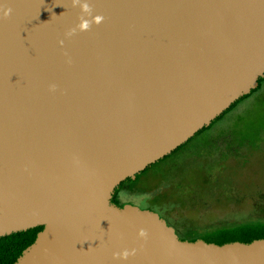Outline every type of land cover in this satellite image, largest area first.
Listing matches in <instances>:
<instances>
[{
	"label": "water",
	"instance_id": "water-1",
	"mask_svg": "<svg viewBox=\"0 0 264 264\" xmlns=\"http://www.w3.org/2000/svg\"><path fill=\"white\" fill-rule=\"evenodd\" d=\"M87 2L69 37L71 0H0V238L42 227L14 264H264L112 201L259 86L264 0Z\"/></svg>",
	"mask_w": 264,
	"mask_h": 264
},
{
	"label": "rangeland",
	"instance_id": "rangeland-1",
	"mask_svg": "<svg viewBox=\"0 0 264 264\" xmlns=\"http://www.w3.org/2000/svg\"><path fill=\"white\" fill-rule=\"evenodd\" d=\"M117 198L157 212L185 240L264 223V82Z\"/></svg>",
	"mask_w": 264,
	"mask_h": 264
},
{
	"label": "trees",
	"instance_id": "trees-1",
	"mask_svg": "<svg viewBox=\"0 0 264 264\" xmlns=\"http://www.w3.org/2000/svg\"><path fill=\"white\" fill-rule=\"evenodd\" d=\"M264 82V78L259 80V86L253 90L249 95L241 98L238 102L233 104L229 110H227L222 116H220L217 120H215L209 127L204 128L200 131L197 135L203 133L204 131L210 129L214 123L221 120V118L232 110L238 103L242 102L243 100L250 97L253 93L260 90L261 85ZM195 136V137H196ZM193 140V138L191 139ZM191 140H189L185 145L178 148L175 152L171 155L165 157L164 159L160 160L159 162L153 164L152 166L148 167L145 171H143L140 175H137L135 180H127L123 182L120 187L115 191L113 195L112 201L115 204L119 205L118 201V194L120 190L125 186L134 181L145 174L147 171L157 167L160 163L167 161L171 158L175 153L180 151L184 148ZM121 204L119 206H122ZM42 230V227L34 228L25 232H20L16 234H12L11 236L0 238V264H14L17 258L22 254V252L29 247L36 239V236L39 231ZM201 239L205 240L206 242L215 243L218 245L230 243V242H242V243H249L253 240L257 239H264V223L253 224V225H240L232 228H224L212 231L200 237ZM197 238L191 239L190 241H195Z\"/></svg>",
	"mask_w": 264,
	"mask_h": 264
},
{
	"label": "clouds",
	"instance_id": "clouds-1",
	"mask_svg": "<svg viewBox=\"0 0 264 264\" xmlns=\"http://www.w3.org/2000/svg\"><path fill=\"white\" fill-rule=\"evenodd\" d=\"M72 2V6L76 7L79 6L80 9V13L81 15H79L77 17L78 19V23L68 29V31L65 33L66 36H72L74 34L77 33V31L80 32H84V31H88L91 27V25L95 24V25H99L100 23L103 22L104 17L102 15H95L92 16V7L91 5L87 2V0H84V2H82V0H71ZM12 9L11 8H4L3 9V18L7 19L11 13ZM86 17H91V19H87ZM58 43L62 46L63 45V41H58ZM55 85H50L49 86V90L50 91H54L55 90ZM137 236L139 238H146L147 237V231L145 229H139L137 231ZM135 249H132L131 251L125 249L122 250L120 252H114L113 253V258L114 259H120V260H125L127 259L129 256L131 255H135Z\"/></svg>",
	"mask_w": 264,
	"mask_h": 264
}]
</instances>
